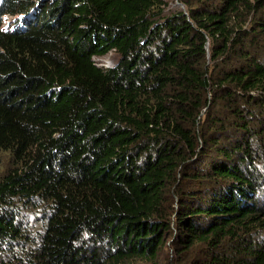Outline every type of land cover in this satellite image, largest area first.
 Wrapping results in <instances>:
<instances>
[{"label": "trees", "instance_id": "16d2710c", "mask_svg": "<svg viewBox=\"0 0 264 264\" xmlns=\"http://www.w3.org/2000/svg\"><path fill=\"white\" fill-rule=\"evenodd\" d=\"M178 1L0 0V264H264V0Z\"/></svg>", "mask_w": 264, "mask_h": 264}, {"label": "rangeland", "instance_id": "374dc122", "mask_svg": "<svg viewBox=\"0 0 264 264\" xmlns=\"http://www.w3.org/2000/svg\"><path fill=\"white\" fill-rule=\"evenodd\" d=\"M171 4L174 6L176 5L177 0H170ZM180 7V6H179ZM96 61L99 63V65L110 68L112 66H114L115 64H117L118 62V55L116 54L115 51H110L108 54L104 55V56H98L95 58ZM177 201L175 202V206L178 207L177 205ZM172 249H169V253H172ZM173 256V254H171V257Z\"/></svg>", "mask_w": 264, "mask_h": 264}, {"label": "clouds", "instance_id": "9594fccd", "mask_svg": "<svg viewBox=\"0 0 264 264\" xmlns=\"http://www.w3.org/2000/svg\"><path fill=\"white\" fill-rule=\"evenodd\" d=\"M9 25L13 26V21L11 20V17H9V19L6 21V26L8 27Z\"/></svg>", "mask_w": 264, "mask_h": 264}, {"label": "water", "instance_id": "95a60500", "mask_svg": "<svg viewBox=\"0 0 264 264\" xmlns=\"http://www.w3.org/2000/svg\"><path fill=\"white\" fill-rule=\"evenodd\" d=\"M176 5H179L180 7H182L183 9H185V6H184V4H183V3H181V2H179L178 0H177V2H176Z\"/></svg>", "mask_w": 264, "mask_h": 264}]
</instances>
